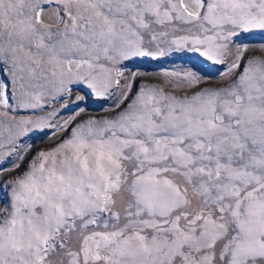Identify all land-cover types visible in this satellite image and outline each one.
I'll return each mask as SVG.
<instances>
[{
    "label": "snow or ice",
    "instance_id": "6c2138e0",
    "mask_svg": "<svg viewBox=\"0 0 264 264\" xmlns=\"http://www.w3.org/2000/svg\"><path fill=\"white\" fill-rule=\"evenodd\" d=\"M253 34L264 0H0V264H264ZM174 51L223 70L126 74Z\"/></svg>",
    "mask_w": 264,
    "mask_h": 264
},
{
    "label": "rangeland",
    "instance_id": "374dc122",
    "mask_svg": "<svg viewBox=\"0 0 264 264\" xmlns=\"http://www.w3.org/2000/svg\"><path fill=\"white\" fill-rule=\"evenodd\" d=\"M238 42L259 48L260 45L264 44V34L245 35L240 37ZM180 70H195L202 75L218 79L219 72L223 69L222 66L215 65L211 61L205 60L198 53L189 51L166 52L164 56L157 58H138L135 61L129 62L125 69L126 74L129 76H131L133 71L148 73V76L143 79L145 82L149 83H162L165 71L171 72ZM156 76H160L161 80L154 79ZM141 82V79H137L135 82L136 86L138 87ZM76 95H83L85 96V99L83 101H75ZM71 99L73 103L70 104L68 110L63 112L64 117H67L70 113L75 112L79 108L85 109V114L81 117L83 119H87L89 116H102L105 115V112L103 111L104 108L110 103L109 101L96 98L90 93V90L84 86H74ZM61 103H63V101H61ZM32 114V110H19L16 113L18 116H28ZM36 114L42 113L37 112ZM48 132V135L37 132L27 141L33 145L32 154L40 148L50 146L52 139L50 135L51 130H48Z\"/></svg>",
    "mask_w": 264,
    "mask_h": 264
}]
</instances>
